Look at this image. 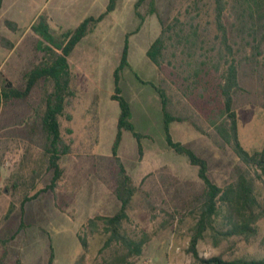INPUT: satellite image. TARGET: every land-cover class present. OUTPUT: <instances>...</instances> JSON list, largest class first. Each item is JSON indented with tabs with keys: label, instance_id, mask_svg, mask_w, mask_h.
Wrapping results in <instances>:
<instances>
[{
	"label": "rangeland",
	"instance_id": "obj_1",
	"mask_svg": "<svg viewBox=\"0 0 264 264\" xmlns=\"http://www.w3.org/2000/svg\"><path fill=\"white\" fill-rule=\"evenodd\" d=\"M108 1L3 0L0 37L11 41L13 48L8 50L0 45V74L15 87L24 88L23 73L33 68L42 56L37 50L40 38L31 30L40 14L46 15L50 27L59 34L74 29L86 17H97L105 10ZM199 1L201 9L195 23L199 25L204 46L218 47L211 0ZM135 2L118 0L115 10L77 44L68 58L75 95L59 119L62 139L70 147L69 153L59 160L63 176L56 193L62 211L55 206L50 192L40 194L21 209L18 203L20 192L15 191L9 181L19 169L26 144L15 131L21 129V120L34 113L40 90L35 89L25 101H11L0 110V264H11L16 258L23 264H48L51 250L54 264H75L81 255H84L83 264H100L103 257L108 258L116 251L112 247L100 253L102 237L99 235H87L84 251L77 235H84L83 227L89 218L113 215L119 208L112 193L116 166L99 158L110 156L116 133L119 110L117 102L111 100L113 72L119 64L126 38L129 67L121 72L119 85L122 96L131 106L135 131L146 136L141 142L143 156L140 160L136 140L130 132L123 133L118 152L134 184L141 185V191L132 200L123 229L132 237L148 236L142 254L131 261L132 264H197L187 252L189 228L194 224L192 217L184 213V217L176 215L174 222L164 224L168 220L167 214L173 213L180 204V199L172 196L176 192L181 195L198 192L202 182L197 177L196 168L185 156L176 155L167 148L160 98L150 86L142 83L150 82L163 88L172 115L185 117L208 131L200 105L203 100H199L195 93H183V77L190 71L186 63L198 59L200 51L197 49L188 59L183 46L170 41L161 67H156L146 57L148 47L160 34L161 23L167 25L176 17L184 22L189 15H195V0H154L155 14H150V0H145L138 8L143 17L141 24L134 14ZM6 19L15 21L19 30L15 33L8 30L4 25ZM215 58L217 61L218 56ZM209 77L212 81L209 93L214 94V83L221 80V60L219 71L210 69ZM240 79L244 92L235 97L238 138L245 150H260L264 147V109L259 106L258 79L248 69ZM170 133L173 141L207 161L209 179L218 186H224L234 166L244 167L229 148L220 151L189 122L172 123ZM41 168L43 177L36 190L47 185L51 178L44 164ZM250 174H253L252 170ZM145 176L148 178L141 184ZM255 185L262 198L264 187L258 180ZM12 201L16 208L6 217ZM257 226L258 235L249 242L234 238L214 247L207 238L198 244V253L203 258L221 255L224 260L262 258L264 219ZM3 240L6 241L4 245Z\"/></svg>",
	"mask_w": 264,
	"mask_h": 264
},
{
	"label": "trees",
	"instance_id": "obj_2",
	"mask_svg": "<svg viewBox=\"0 0 264 264\" xmlns=\"http://www.w3.org/2000/svg\"><path fill=\"white\" fill-rule=\"evenodd\" d=\"M144 1L136 0L133 5L134 14L140 19V24L143 17L139 14L138 8ZM117 2L118 0H109L105 10L97 17H86L74 29H67L59 34L50 27L46 15L40 14L31 25V30L40 38L37 50L42 56L33 68L23 73L24 88L15 87L8 78L0 74V110L11 101H25L35 89L40 90L39 102L34 113L24 121L21 120L19 122L21 129L15 131L16 136L26 142L19 169L9 177L11 187L20 192L18 203L21 209L25 203L35 200L40 194L50 192L53 194L55 206L63 210L56 193L63 176L59 160L61 156L69 153L70 147L62 139L59 119L64 114L69 100L75 95L68 58L77 44L115 10ZM2 3L3 0H0V8ZM193 4L196 14L189 15L186 21L183 22L176 17L167 25L160 22L162 25L160 34L148 47L146 57L156 67H161L170 41L182 45L188 59L193 57L197 49L200 51L197 54L198 59L186 63L190 71L183 77L185 82L183 93H195L199 100H203L200 105L204 111L203 117L208 125V131L185 117L172 115L168 111L166 91L150 82L141 81L150 86L160 98L162 130L167 148L176 155L185 156L189 164L196 168L197 177L202 182V188L198 192L184 195L176 192L172 196L180 199V204L175 207L173 213L167 214L168 220L164 226L174 222L176 215L184 217V213H187L192 217L194 224L189 228L187 252L197 264H264V257L224 260L221 255L203 258L198 253V244L207 238L214 247L234 238L249 242L257 237V224L264 219V196L260 198L255 185V181L258 180L264 187V147L253 151H247L242 147L238 138L235 111L237 106L235 97L244 92L240 76L246 75V69L258 79V94L261 98L259 106L264 109V0H211L212 24L217 32L215 38L218 47L204 46L199 25L195 23L201 9L200 1L195 0ZM149 5L150 14H155L154 0H150ZM4 25L13 33L19 30L17 23L10 19L4 20ZM0 45L8 50L13 48V43L4 37H0ZM215 56H218L217 61ZM220 60L221 80L214 83V94H211L209 91L212 81L209 71L212 69L218 72ZM128 67L126 38L119 64L113 72L111 100L117 102L119 110L116 133L110 156L99 158L111 161L116 166L112 193L119 202V208L113 215H95L89 218L83 227L84 235H77L84 251L87 248V235L102 237L100 253L112 247L116 248L108 258L103 257L100 264H132L131 259L139 257L148 242L147 235L132 237L123 229L124 222L128 220L132 200L141 191V185L134 184L118 152L123 133L130 132L136 140L140 160L143 156L141 142L146 138L135 131L131 122V106L121 93L120 74ZM174 122H189L220 151L225 152L229 148L244 167L234 166L224 186L214 184L208 176L207 161L181 143L173 141L170 125ZM43 164L45 170L51 173V178L47 185L36 190L38 182L43 177L41 171ZM147 178L148 176H145L141 184H144ZM31 192L33 193L30 194ZM149 205L151 206V203ZM15 208L16 203L12 201L6 217L10 216ZM1 242L4 245L6 241ZM261 244L264 246V235ZM83 259L84 255H81L75 264H83ZM53 262L54 254L51 250L48 264H54ZM11 264L23 263L16 258Z\"/></svg>",
	"mask_w": 264,
	"mask_h": 264
},
{
	"label": "crops",
	"instance_id": "obj_3",
	"mask_svg": "<svg viewBox=\"0 0 264 264\" xmlns=\"http://www.w3.org/2000/svg\"><path fill=\"white\" fill-rule=\"evenodd\" d=\"M239 136V135H238Z\"/></svg>",
	"mask_w": 264,
	"mask_h": 264
}]
</instances>
